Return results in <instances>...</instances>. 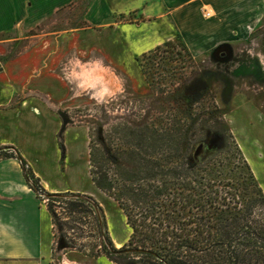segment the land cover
<instances>
[{
  "label": "rangeland",
  "instance_id": "obj_1",
  "mask_svg": "<svg viewBox=\"0 0 264 264\" xmlns=\"http://www.w3.org/2000/svg\"><path fill=\"white\" fill-rule=\"evenodd\" d=\"M89 1H78L60 9L25 31L14 28L0 34V84L9 87L10 91L41 94L32 98L48 109L60 123L59 127L82 126L93 139L100 136L99 128L104 135L112 125L135 121L144 111L152 110L155 115L161 109L168 110V106H173V97H165L168 91L174 97L207 91L230 129L232 139L228 140V144L233 140L239 151L233 144L225 146L219 136L207 135L203 142L193 145L192 158L198 161L221 153L220 160L228 163L230 169L240 166L244 155L264 186V173H261L264 170V119H258L246 110V107L252 106L264 117L262 29L253 32L249 41L241 45H226L217 51L200 54L183 48L182 41L175 36L171 40L174 43L172 53L159 52L151 60H145L143 54L153 51L151 34L145 33L142 28L126 26L119 27L117 31L90 28L84 21V10ZM123 18L114 22L129 23L133 20V17ZM141 65L144 69L150 68L148 81ZM109 74L114 76L116 92L121 87L124 92L100 103L104 84L99 81ZM97 76L100 79L96 86L88 85ZM32 98L25 96V100ZM47 132L50 134L51 130L44 127L42 134ZM62 133L63 130L57 134L61 165L64 156ZM64 138L69 141L66 136ZM82 152L80 148V157L72 175H44L43 178L63 188L86 192L92 189L87 155ZM240 170L243 176L248 177L247 172L240 168H235L232 174ZM40 194L45 205L46 194L41 191ZM98 199L101 206L93 200L102 209L106 232L114 247L120 249L130 234L125 217L117 204L105 195ZM55 213L61 224L55 238L56 242L63 241V248L59 250L55 245L53 263L65 264L68 258L77 264H101L87 256L85 246L92 240L76 238L82 233L88 235L91 220L85 218L82 223L76 224L58 208ZM71 227H74L73 230H70ZM117 241L125 242L118 246ZM118 261L123 264L128 262L123 259Z\"/></svg>",
  "mask_w": 264,
  "mask_h": 264
},
{
  "label": "trees",
  "instance_id": "obj_2",
  "mask_svg": "<svg viewBox=\"0 0 264 264\" xmlns=\"http://www.w3.org/2000/svg\"><path fill=\"white\" fill-rule=\"evenodd\" d=\"M173 49L168 41L143 59ZM141 68L148 81L150 68ZM170 96L173 106L168 110L155 115L147 110L135 121L112 125L104 135L101 128L100 136L88 135L91 183L116 202L130 231L120 249L90 196L45 192L18 158L30 188L46 194L55 237L61 230L58 208L73 223L91 220L88 235L76 238L92 240L85 246L92 259L105 257L113 264H123L118 261L122 259L127 264H264V195L246 161L228 169L221 153L198 161L191 156L193 145L207 135L219 136L225 146L233 144H228L232 135L213 97L207 91L176 97L168 91L165 97ZM7 152L0 158L15 156ZM235 168L248 177L241 170L232 174Z\"/></svg>",
  "mask_w": 264,
  "mask_h": 264
},
{
  "label": "crops",
  "instance_id": "obj_3",
  "mask_svg": "<svg viewBox=\"0 0 264 264\" xmlns=\"http://www.w3.org/2000/svg\"><path fill=\"white\" fill-rule=\"evenodd\" d=\"M78 1L82 0H0V34L14 28L18 31L33 28ZM128 17H133L129 23L114 22ZM84 21L90 28L100 31H117L122 26L142 28L152 36V49L176 36L191 53L200 54L223 45H241L260 29L264 47V0H90L84 10ZM27 92L10 91L0 84V153L9 150L15 154L0 158V264H54L55 245L57 249L63 248L62 240L56 242L51 215L28 185L18 158L25 162L47 193H79L95 199L100 206L98 198L105 195L92 183V189L86 192L63 188L43 178L44 175H72L80 148L82 154L87 155L88 163L89 138L82 126L59 127L60 123L48 109L32 98L41 94ZM25 96L32 99L25 100ZM246 110L264 119L254 107L248 106ZM44 127L51 130L50 134H42ZM61 129L64 134L62 165L57 143ZM65 136L69 141H65ZM262 166L264 169V164ZM249 168L264 195L262 182ZM124 242L117 241V244L120 246ZM65 260L77 264L72 259ZM94 262L113 264L105 257L94 259Z\"/></svg>",
  "mask_w": 264,
  "mask_h": 264
},
{
  "label": "bare ground",
  "instance_id": "obj_4",
  "mask_svg": "<svg viewBox=\"0 0 264 264\" xmlns=\"http://www.w3.org/2000/svg\"><path fill=\"white\" fill-rule=\"evenodd\" d=\"M100 78L99 77H95L93 80L90 81V86H96V82L99 80ZM103 81V82H102ZM102 83L104 84L103 86V91L105 90H108V89H112L113 91H116L117 90V86L115 85L114 83V77L113 75L109 74V75H106L104 78H102V80L99 81V83ZM107 82V83H106ZM98 87V86H97ZM110 93V92H109ZM65 264H74V263H69L68 261L65 260Z\"/></svg>",
  "mask_w": 264,
  "mask_h": 264
},
{
  "label": "clouds",
  "instance_id": "obj_5",
  "mask_svg": "<svg viewBox=\"0 0 264 264\" xmlns=\"http://www.w3.org/2000/svg\"><path fill=\"white\" fill-rule=\"evenodd\" d=\"M96 63H99V61H97ZM109 92H111V95H109ZM123 92H124L123 87H121L119 92L113 91L112 89L105 90L103 95L100 97V100L98 102L103 103L106 100H112L114 97L122 95Z\"/></svg>",
  "mask_w": 264,
  "mask_h": 264
},
{
  "label": "water",
  "instance_id": "obj_6",
  "mask_svg": "<svg viewBox=\"0 0 264 264\" xmlns=\"http://www.w3.org/2000/svg\"><path fill=\"white\" fill-rule=\"evenodd\" d=\"M224 46H226V45H223V46H219L218 48H216L214 51H217L218 49H220V48H222V47H224ZM65 120V119H64ZM65 122V121H64ZM63 129V128H62ZM62 247H59L58 249H61Z\"/></svg>",
  "mask_w": 264,
  "mask_h": 264
},
{
  "label": "built area",
  "instance_id": "obj_7",
  "mask_svg": "<svg viewBox=\"0 0 264 264\" xmlns=\"http://www.w3.org/2000/svg\"><path fill=\"white\" fill-rule=\"evenodd\" d=\"M38 196H39V197L42 199V196H41V194H40V193L38 194ZM42 201H43V200H42Z\"/></svg>",
  "mask_w": 264,
  "mask_h": 264
}]
</instances>
